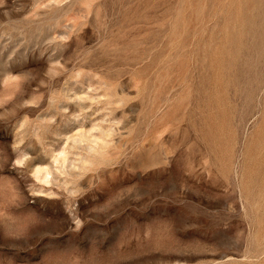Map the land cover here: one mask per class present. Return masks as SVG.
<instances>
[{
	"label": "rangeland",
	"instance_id": "374dc122",
	"mask_svg": "<svg viewBox=\"0 0 264 264\" xmlns=\"http://www.w3.org/2000/svg\"><path fill=\"white\" fill-rule=\"evenodd\" d=\"M0 264H264V0H0Z\"/></svg>",
	"mask_w": 264,
	"mask_h": 264
}]
</instances>
